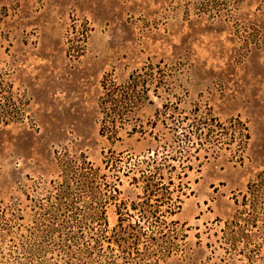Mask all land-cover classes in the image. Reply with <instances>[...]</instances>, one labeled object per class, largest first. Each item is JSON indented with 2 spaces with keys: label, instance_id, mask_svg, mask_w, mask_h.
Here are the masks:
<instances>
[{
  "label": "rangeland",
  "instance_id": "rangeland-1",
  "mask_svg": "<svg viewBox=\"0 0 264 264\" xmlns=\"http://www.w3.org/2000/svg\"><path fill=\"white\" fill-rule=\"evenodd\" d=\"M1 80L13 108L0 119V264H62L26 229L87 205L79 160L109 175L110 157L149 156L191 165L173 171L172 198L180 183L186 194L164 217L160 264H264V204L244 202L264 171V0H0ZM111 81L136 91L124 120L104 112ZM121 180L128 204L108 201L110 229L140 214L142 188Z\"/></svg>",
  "mask_w": 264,
  "mask_h": 264
},
{
  "label": "trees",
  "instance_id": "trees-1",
  "mask_svg": "<svg viewBox=\"0 0 264 264\" xmlns=\"http://www.w3.org/2000/svg\"><path fill=\"white\" fill-rule=\"evenodd\" d=\"M3 84L4 80H1L0 90ZM104 86L106 92L103 108L108 116L124 120L129 112L134 113L136 91L123 94L113 81L110 84L106 82ZM137 88L138 85L133 86L132 90ZM2 93L0 91L1 99ZM1 99L0 119L9 121L12 104L3 103ZM120 103L125 106L118 108ZM103 128L102 134L116 131L114 126L107 127V124ZM243 128L246 129L245 125ZM187 161L188 159L179 161L178 165L184 169L191 168L190 164L185 166L184 163H189ZM104 163L110 171L109 175L101 174V167L95 166L91 161L79 160L71 180L75 182L80 193L77 198L82 201L88 196L90 201L87 205L63 202L57 209L61 211L60 221L29 227L26 229L29 233L27 236L33 241L40 240V247L46 252L55 251L62 264H160L171 253L167 248L170 246L163 243L172 234V225L164 217L166 213L172 215V185H175L173 171L178 165L169 156H149L134 160L110 157ZM107 176L113 178V181L102 183L101 179L106 180ZM122 176L129 177L136 187L143 190V195H138L139 202L132 203L135 209H140V214L133 222V214L119 212L118 224L110 229L106 216L108 201L115 202L119 208H125L128 204V201L121 198L122 191L118 187L122 183ZM177 177L182 178L181 174H177ZM65 188L69 189V185ZM248 189L250 196H244L245 204L254 208H258L259 203L264 204V171L249 184ZM176 190L178 195L174 205L179 210L181 194L186 192L182 183L176 185ZM62 193L66 198L68 194L72 195L67 190ZM162 206H166V209L163 210ZM52 215L56 220L58 214ZM4 227L0 223V233L6 231ZM30 250L32 248H28L26 252Z\"/></svg>",
  "mask_w": 264,
  "mask_h": 264
}]
</instances>
